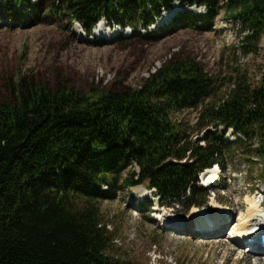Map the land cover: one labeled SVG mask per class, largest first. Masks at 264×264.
<instances>
[{"label": "trees", "instance_id": "trees-1", "mask_svg": "<svg viewBox=\"0 0 264 264\" xmlns=\"http://www.w3.org/2000/svg\"><path fill=\"white\" fill-rule=\"evenodd\" d=\"M32 1L0 0V18L14 26L75 21L86 35L102 19L131 28L130 37L118 36L123 42L152 40L148 26L172 1L195 5L194 0ZM198 5L206 14L182 11L159 32L209 31L222 9L239 24L241 56L258 54L264 0ZM222 80L225 92L217 97L215 76L188 54L176 53L137 88L118 82L80 90L24 76L9 82L8 97L0 101V264H135L109 253L100 201L146 182L161 205L179 203L185 213L203 206L211 189L198 184V175L213 165L224 169L229 153L256 157L264 174V55L253 73L234 69ZM183 109H198L195 123L203 133L194 141L172 118ZM229 129L231 141L223 138ZM132 166L137 173L121 178Z\"/></svg>", "mask_w": 264, "mask_h": 264}, {"label": "rangeland", "instance_id": "rangeland-1", "mask_svg": "<svg viewBox=\"0 0 264 264\" xmlns=\"http://www.w3.org/2000/svg\"><path fill=\"white\" fill-rule=\"evenodd\" d=\"M170 6L148 26L150 41H120L119 35H132L131 28L110 26L102 19L86 35L75 21L14 26L12 21L0 18V101L8 97V83H15L20 76L50 86L66 83L80 90L118 82L137 88L176 53L188 54L215 76V96L219 97L225 92L220 85L222 77L234 69L246 68L253 73L262 62L264 41L259 42L256 56H241L236 48L242 37L239 24L226 18L222 9L213 17L209 31L181 27L163 35L159 28L169 27L182 11L206 14L202 6L185 7L176 1ZM139 32L145 34L143 29ZM112 34L116 36L107 40ZM197 115L198 109L172 114L193 141L203 133L197 131ZM231 132L227 130L223 138L233 140ZM246 158L229 153L223 158L224 169L218 168L213 177L210 173L198 175L199 185L212 178L214 187L207 191L203 206L192 205L185 213L179 203L161 205L146 182L121 188L113 199L100 201V225L109 237V253L135 264H264V252L248 253L233 238L251 218L252 231L264 228V174L256 157ZM132 171L137 173V168H127L121 178L130 177ZM139 191L143 193L140 196ZM253 207L255 213L248 217ZM203 219L207 222L198 224Z\"/></svg>", "mask_w": 264, "mask_h": 264}, {"label": "bare ground", "instance_id": "bare-ground-1", "mask_svg": "<svg viewBox=\"0 0 264 264\" xmlns=\"http://www.w3.org/2000/svg\"><path fill=\"white\" fill-rule=\"evenodd\" d=\"M99 24L97 23L95 27H98ZM114 36H116V34H112L110 38H106L107 40H111L112 38H114ZM218 171V167L216 166H212L211 168H208V169H205L203 172H201L200 174L201 175H204V173H210L211 176L213 177ZM199 174V175H200ZM212 178L210 179H207V182L205 185H208L210 184ZM208 183V184H207ZM142 191V190H141ZM139 191V196L142 195L143 193ZM255 213V208L253 207L252 209L249 210L248 212V217L252 216V214ZM253 218H251L250 220H248V222H246V225H244L243 229L237 231L235 234H233V238H234V242H239V244L245 249L247 248L249 251H247L248 253H253V254H259V253H263L264 252V241L262 242L260 239L261 237L259 236L260 233H264V228L262 229H257L256 231H252L251 228H250V221L252 220ZM255 220V218H254ZM207 220L206 219H203V220H200L198 222V224H204L206 223ZM188 227H192V224L189 223ZM202 227V226H201ZM219 228L217 227L215 230H218ZM206 232V231H205ZM205 232H201L202 234L205 233ZM214 232L211 231V232H206V233H212ZM260 237V238H259ZM238 244V243H236ZM245 258V257H244ZM240 258H237L236 261H238L239 263V260ZM247 260V259H246ZM251 261V260H250ZM257 262V261H256ZM255 262V263H256ZM264 262V261H262ZM250 263V262H249ZM259 263H260V259H259Z\"/></svg>", "mask_w": 264, "mask_h": 264}, {"label": "water", "instance_id": "water-1", "mask_svg": "<svg viewBox=\"0 0 264 264\" xmlns=\"http://www.w3.org/2000/svg\"><path fill=\"white\" fill-rule=\"evenodd\" d=\"M201 2V0H194V4H199Z\"/></svg>", "mask_w": 264, "mask_h": 264}]
</instances>
